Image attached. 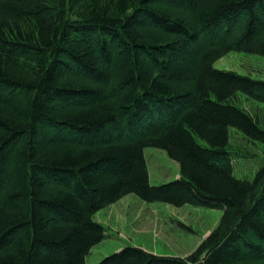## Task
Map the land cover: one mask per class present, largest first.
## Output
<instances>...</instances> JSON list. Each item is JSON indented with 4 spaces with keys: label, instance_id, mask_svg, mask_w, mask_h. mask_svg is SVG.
Instances as JSON below:
<instances>
[{
    "label": "trees",
    "instance_id": "16d2710c",
    "mask_svg": "<svg viewBox=\"0 0 264 264\" xmlns=\"http://www.w3.org/2000/svg\"><path fill=\"white\" fill-rule=\"evenodd\" d=\"M231 52L264 56V0H0V264H86L129 195L224 212L185 258L101 264H264V166L238 179L230 145H264L238 105L264 81L215 69ZM146 148L181 178L151 185Z\"/></svg>",
    "mask_w": 264,
    "mask_h": 264
},
{
    "label": "rangeland",
    "instance_id": "374dc122",
    "mask_svg": "<svg viewBox=\"0 0 264 264\" xmlns=\"http://www.w3.org/2000/svg\"><path fill=\"white\" fill-rule=\"evenodd\" d=\"M240 24L245 27L242 21ZM214 67L264 81V56L261 55L231 52L217 61ZM238 105L250 114L264 111L263 104L244 96H239ZM230 133V145L237 154L234 155L235 176L252 180L264 166V145L251 142L235 129ZM144 153L151 185L159 186L179 179L180 168L166 151L146 148ZM223 212L193 205L175 207L146 202L136 195H129L95 216V220L105 227L106 238L93 247L86 262L99 264L129 246L157 256L187 257L218 227Z\"/></svg>",
    "mask_w": 264,
    "mask_h": 264
},
{
    "label": "bare ground",
    "instance_id": "6f19581e",
    "mask_svg": "<svg viewBox=\"0 0 264 264\" xmlns=\"http://www.w3.org/2000/svg\"><path fill=\"white\" fill-rule=\"evenodd\" d=\"M241 108V107H240ZM181 178V176L179 177V179ZM239 179V178H238ZM178 180V179H177ZM86 261H87V259H86ZM102 263V261L99 263V264H101ZM86 264H87V262H86Z\"/></svg>",
    "mask_w": 264,
    "mask_h": 264
}]
</instances>
